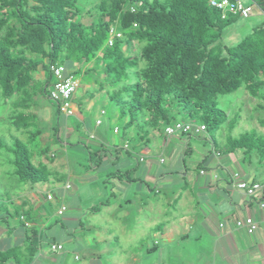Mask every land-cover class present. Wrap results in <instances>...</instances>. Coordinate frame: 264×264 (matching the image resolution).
I'll list each match as a JSON object with an SVG mask.
<instances>
[{
  "label": "trees",
  "instance_id": "obj_1",
  "mask_svg": "<svg viewBox=\"0 0 264 264\" xmlns=\"http://www.w3.org/2000/svg\"><path fill=\"white\" fill-rule=\"evenodd\" d=\"M253 1L264 12V0ZM239 17L229 14L223 19L210 0H0V97L5 105L12 102L11 125L28 135L27 141L15 137L10 147L15 156L11 174L32 189L38 183L64 182L58 171L49 167L56 153L48 146L31 148L43 133L38 113L33 111L39 107L37 97L47 94L53 99V65H64L66 74L91 86L89 94L106 93L119 107L120 129L129 141L126 148L138 144L128 134L139 119H145L154 130L164 126L165 132L168 125L177 122L205 125L208 133L226 124L231 131L241 112L229 119L219 98L243 86L259 96L256 110L263 113L259 123L264 126V23L253 27L237 44L227 45L224 34ZM112 27L121 31L122 37L111 45ZM41 71L43 80L35 77ZM84 98H72L81 113ZM55 101L53 141L57 143L64 124L60 125L62 115ZM181 110L188 114V121L179 119ZM75 124L78 127L82 122ZM140 131L138 137L142 136ZM145 132L149 133L148 129ZM229 143L232 148L254 149L264 155V134L255 130L231 136ZM3 145L0 137V148ZM88 150L86 170L101 167L104 155L96 153V161ZM102 150L105 152L104 146ZM7 200L12 201L9 196ZM27 205V201L17 204L13 212L3 205L6 213L0 220L12 234L15 228L8 219L18 217L24 238L18 245L0 248V264H32L45 243L52 254L57 252L51 245L63 244L59 253L70 256L66 242L73 234L48 233L58 221L48 224L45 214L39 225ZM101 207L92 209L99 211ZM155 246L146 251L153 252ZM79 258V254L74 255L75 260Z\"/></svg>",
  "mask_w": 264,
  "mask_h": 264
},
{
  "label": "crops",
  "instance_id": "obj_2",
  "mask_svg": "<svg viewBox=\"0 0 264 264\" xmlns=\"http://www.w3.org/2000/svg\"><path fill=\"white\" fill-rule=\"evenodd\" d=\"M89 90L87 88L84 93L78 95L85 97L86 106L83 104V110L98 108L100 113H108L102 105L106 96L100 91L89 94ZM246 96L253 101L251 105L249 101L243 104L250 113L249 119L247 115L241 116L231 131L228 125H223L219 129L223 144L211 139L213 142L211 148L209 144L196 140V137H199L207 141L210 138L208 132L186 137L181 133L169 135L165 130H153L151 132L154 143L150 144V137L146 139H142L143 135L138 137L136 124L129 130L128 135L134 136L138 144L126 148L125 144L129 141L128 138L124 139V134H121V126L118 124L112 126L108 123L106 129L92 131L90 121L82 118L77 105L76 116L78 115L79 119L76 121L85 124L89 132H92L91 136H95L100 142L97 150L104 146L105 154L101 167L86 170V175L81 173L78 175L79 181L87 184V188L96 187V190L89 189L93 193L89 197L95 198L92 203L89 201L85 205L82 201L85 199L84 195L88 197L89 192L82 193V199L78 193H71L74 187L73 180L77 178L75 175L71 174L67 181L57 184L61 188L60 207L66 206L64 214L68 212L66 220L70 221L73 231L86 230L83 218L90 214L93 207L102 204L97 213L114 214L116 210V215L120 213V216H117L119 220L127 221L134 217L133 225L129 230L141 229L143 233L152 232L153 239H156L153 245L148 247L157 244L151 253L160 251V257L168 249L160 247L159 236L166 245L181 244L182 254L192 255L189 260L196 259L201 262L200 264L207 262L208 264H264V155L254 149L246 151L243 147L232 148L229 143L231 136L239 137L247 131L255 130L259 134H264V126L259 123L263 113L256 110L260 98L251 95L248 90ZM88 99H95V102L90 106ZM238 112L242 113L243 110L239 109ZM253 113L257 117H252ZM115 117L121 120L119 113ZM68 118H63L61 125L68 126ZM98 120L101 119L96 120L97 127L103 123L97 124ZM248 120L253 122L252 129H248L250 126L246 124ZM126 121L125 118L124 122ZM111 127L115 134H121L120 138L109 136ZM116 127L119 128L118 132H115ZM193 140L198 142L193 145ZM87 147L89 148L88 145ZM116 172L117 177L114 176ZM126 172L127 175H124ZM234 172L240 173L239 179L258 182L262 188L254 196H249L238 188L237 180L232 177ZM112 175L114 177L111 178ZM107 187L109 191L105 190ZM49 195L53 199V195L51 193ZM96 201L98 203H94ZM16 203H26V200L19 199ZM27 207L29 208V205ZM127 214L130 216H125ZM247 216H252L257 223V228L252 234L236 224L238 219ZM5 234L17 235L19 230L10 234L7 227H0V238ZM100 234L97 230L99 237ZM23 238L24 236L20 239L21 242ZM73 238L71 244L76 245L77 248L83 247L82 241L77 239L76 235H72L69 240ZM147 239L148 236L141 238L139 242L143 244L145 241L144 244H148ZM87 242H91L90 239ZM70 248L74 255L79 254L77 248L74 249L72 246ZM41 253L42 261H53L46 252ZM39 255L38 259L36 258L37 262L40 259ZM58 261L65 262V260Z\"/></svg>",
  "mask_w": 264,
  "mask_h": 264
},
{
  "label": "rangeland",
  "instance_id": "obj_3",
  "mask_svg": "<svg viewBox=\"0 0 264 264\" xmlns=\"http://www.w3.org/2000/svg\"><path fill=\"white\" fill-rule=\"evenodd\" d=\"M264 23V12L259 9L258 6H255L253 11L251 12V16L249 17H239L236 22H234L232 25H230L227 28V31L224 34L223 42L227 45H235L237 44L244 36L249 34L253 27L263 24ZM35 77L39 80H43L45 78L44 72H37L35 74ZM108 84L105 85L107 87ZM87 88H91L89 86H86V84L81 81V85L79 87V91L77 90L75 96H78L82 93H84V90ZM92 88H97L96 85H92ZM99 92V91H98ZM247 90L243 86L239 90L227 94L224 96H220L219 102L220 106L228 113L229 119H231L234 116V113H238L239 109H242L243 112L241 113V116L246 117L248 116V119L250 117V113L247 109V107L243 106L244 103H247L249 101V104L251 105L252 100H249V98L246 96ZM106 98L102 101V105H104L105 109L108 111L106 114L100 113V109L93 108L91 109H85L82 111L81 116L85 121H90V125L92 127V131H97L100 129H106L108 123H111L112 126L115 124H118L119 126L122 125V121L119 120L115 115L119 112V107L116 106V104L108 99V96L105 93ZM37 100L39 102V107L34 108L33 111L38 113L39 116V125L43 131L42 135L38 138L36 142H33L31 144L32 149H36V147H45L48 146L51 151L56 153V159L53 163H50V169H54V171H58L57 175L62 177L64 181H67L69 176L71 174L75 175L77 178L73 180V191L71 193H78L82 199L81 194L82 193H88V197L85 196V199H83V203L87 205L90 201V203L93 202L94 197H89L93 193L92 190H96V187L92 186L90 189L87 184L82 183V181H79L78 175L81 174H87L86 172V165L88 164L89 157V148L92 150L94 160L98 161L99 156L96 154L99 151L100 154L104 155L105 152L102 150V148L99 147V141L95 138V136H91L92 132L90 133L87 127L84 123L80 124V126H76L75 121L79 118L78 115H71L68 118V126L63 125L61 131L59 132L61 142H55L54 139V130L53 127L56 122V115L55 108H56V101L53 99H50V97L46 94H43L42 96H38ZM5 100L0 97V137L3 138L4 145L2 148H0V205H5L10 208V210L13 212L16 208L15 205H17V200L23 199L26 200L29 204V206L32 208V213L35 214V217L38 219V224L40 225V219L43 215H48L49 220L47 223H52L55 221H58L57 224H55L52 228V230L48 231V233H67L70 232L71 235L73 234L77 236V239L82 241L83 247L77 248L76 245L71 244V242L74 240H67L66 247H74L78 249V253L81 256V259L75 260L74 259V252H72L71 248L68 252L70 253V256H67V253L65 252L64 255L57 253H50V247H48V244L45 243V246H43L41 252H46V254L51 258L52 262H46L42 261L41 252L39 253L40 259L39 263L36 259L32 262V264H200V261H197L194 259L193 261H190L189 259L192 257V255H185L182 254V248L183 246L181 244H172V245H166L161 241V238L159 236V240L161 242L160 247L163 249L166 247L168 249L167 252L163 253V256L160 257L158 252L155 253H147L146 249L148 246L153 245L154 240L152 232H142L141 229H133L132 231L129 230V228L133 225L134 217L131 215L132 220L125 221L124 219H117V216H120V213L116 215V210L114 211V214H108L106 212L97 213V211L90 210V214L86 216V218H83V222L85 223V226L87 227L86 230H78L77 232L73 231L70 221L66 220V217L68 216V212L66 214H58V208L62 204V198H60L61 188L57 184L51 183H38L36 185H33L34 189H32L29 183L22 184L17 176L12 175V171L14 169V166L12 164V159L15 157L14 153L10 150V147H12V144L14 142V138L18 137L23 139L24 141L28 140V135L24 131H18L14 126L10 123V115L13 110L12 102H6ZM88 102L91 106L93 102H95V99L90 100L88 99ZM86 106V104H84ZM77 106V104H76ZM181 114L178 116L179 119L183 121H188L189 116L186 112L181 110ZM252 117H257L255 113H253ZM62 116V120H63ZM101 119L103 122L102 125L96 126V120ZM147 121V120H146ZM246 124H250L248 126V129L253 128V122L251 120H248ZM61 125V124H60ZM136 126L138 130L141 129V135L144 136V139L147 137H150L151 143H154V137L152 136V132L154 130V127L152 125L145 123V119H139L136 123ZM148 126H150L148 128ZM146 127V128H145ZM162 130L164 131V126H162ZM148 129L149 133H146L145 131ZM145 130V131H144ZM156 132V131H155ZM123 134V132H121ZM121 134H115L113 132V128L111 127L109 131L110 137H117L120 138ZM186 137H188V134H185ZM215 136L213 141L216 140L219 144H223L222 142V136L221 132L219 130L212 131L208 133L209 136ZM197 138V139H196ZM195 139L199 142L209 144L208 146L211 148L213 142L211 141V137L207 141H203L201 138L196 137ZM66 139V140H64ZM193 140L192 144L194 145L195 142H198ZM66 144V148L64 145ZM75 144V145H72ZM127 146V144H125ZM115 147H113L114 149ZM56 173V172H55ZM54 176L52 177L53 180ZM86 185V187H84ZM83 186V187H82ZM84 188V189H83ZM91 191H90V190ZM98 189L100 187L98 186ZM28 190V191H27ZM106 191H109L108 187L105 189ZM104 190V191H105ZM27 191V192H26ZM53 195V199H48V194ZM10 197L12 201L14 199L16 200L15 204L9 202L7 200V197ZM19 196V197H18ZM83 196V198H84ZM18 197V198H17ZM70 198V196H69ZM68 198V199H69ZM67 199V203L68 202ZM94 203H98L97 201ZM1 207L0 209V218H2L4 213H6L5 206ZM101 205V204H100ZM125 216H130L129 214ZM93 218V220H91ZM0 227L5 228L7 227V224L3 222V219L0 220ZM9 225L16 230H19V234L15 235H7L5 234L2 238H0V248H6L9 246L18 245L21 243V240L23 235V230L20 229L21 221L18 217H9L8 219ZM63 225H62V224ZM97 230L100 231L101 237L97 235ZM73 231V232H72ZM76 233V234H75ZM142 233V236H141ZM19 236V237H17ZM88 236V238L86 237ZM141 236V237H140ZM149 237L146 241L148 244H141L139 240L141 238ZM61 237V236H60ZM19 238V239H17ZM64 238V236H62ZM91 242H87L89 240ZM3 243V244H2ZM159 247V249H160ZM161 249V250H162ZM71 250V251H70ZM50 254V255H49ZM192 254V253H191ZM46 255V256H47ZM197 255V254H195ZM185 257H188L186 260ZM199 257V255H198ZM38 259V258H37ZM58 260H65V262H59ZM189 260V261H188ZM42 261V262H40ZM58 262V263H57ZM209 262H207L208 264ZM239 264V263H238Z\"/></svg>",
  "mask_w": 264,
  "mask_h": 264
},
{
  "label": "built area",
  "instance_id": "obj_4",
  "mask_svg": "<svg viewBox=\"0 0 264 264\" xmlns=\"http://www.w3.org/2000/svg\"><path fill=\"white\" fill-rule=\"evenodd\" d=\"M212 7L218 9L221 13L223 19L227 18L229 14L240 15L242 17L251 16V12L255 8L256 3L253 0H210ZM122 32L118 31L116 28L112 27L110 29V39L109 43L112 45L116 38H121ZM52 70L55 76V86L51 90V97L57 100L61 115L63 117H69L76 113V105L73 102V96L80 86V80L73 74H66L64 65H53ZM98 124L101 123L100 120L97 121ZM205 125H194L188 122H177L166 127V133L169 135H175L179 133H195L200 134L205 132ZM119 129L115 128V132ZM204 172V171H202ZM234 180H237L236 184L238 188L245 191L249 196H254L258 190L262 188V185L258 182L248 181L246 179H239L240 173L234 172L232 174ZM70 187V185H67ZM49 198H52L49 195ZM66 210V206L62 205L58 211V214H63ZM238 227L245 228L249 234H252L257 228V223L252 216H247L236 221ZM51 248L60 252L64 249L63 244H53Z\"/></svg>",
  "mask_w": 264,
  "mask_h": 264
},
{
  "label": "clouds",
  "instance_id": "obj_5",
  "mask_svg": "<svg viewBox=\"0 0 264 264\" xmlns=\"http://www.w3.org/2000/svg\"><path fill=\"white\" fill-rule=\"evenodd\" d=\"M80 85H81V81H80ZM78 89H79V88H78ZM78 89H77V90H78ZM76 92H77V91H76ZM76 92H75V93H76ZM74 95H75V94H74ZM75 105H76V104H75ZM103 112H104V111H103ZM100 121H101V120H100ZM101 122H102V121H101ZM97 124H98V123H97ZM116 128H118V127H116ZM118 129H119V128H118Z\"/></svg>",
  "mask_w": 264,
  "mask_h": 264
}]
</instances>
